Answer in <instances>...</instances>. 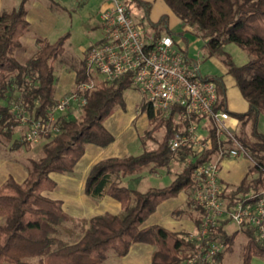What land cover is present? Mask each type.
<instances>
[{"label": "trees", "instance_id": "1", "mask_svg": "<svg viewBox=\"0 0 264 264\" xmlns=\"http://www.w3.org/2000/svg\"><path fill=\"white\" fill-rule=\"evenodd\" d=\"M28 1L17 0L13 8L0 11V155L23 162L28 169L24 181L10 176L0 185V264H102L111 252L118 258L127 254L134 242L155 246L152 264H221L224 252L238 233L226 229L227 219L211 229L212 235L227 243L226 248L212 258L192 262L189 258L198 242L189 238V231L172 230L159 223L143 225L162 201L184 190L188 193L186 202L172 213L189 216L195 221L196 230L200 228L204 209L193 205L194 170L212 155V150L198 152L191 146L173 149L170 138L187 120L177 118L173 112L165 115L150 105L144 95L138 108L148 113L150 124L139 136L141 151L102 158L93 164L86 178V193L95 200L111 195L121 203L119 212L77 218L64 209L61 199L43 193L57 184L52 171L74 172L87 144L106 146L115 140L104 120L117 108H126V94L136 87L132 73L112 80L98 79V73L88 70L84 56L76 68V81L78 85L93 81V85L74 89L86 97V102L75 113L58 111L53 121L58 129L42 137L41 154L26 153L32 143L26 139L30 121L22 123L19 113L26 114L29 120L49 121L58 103L56 61L69 37V32L55 40L37 36L36 52L19 61L14 50L21 44V35L29 30ZM128 1L144 8V20L151 27L146 29L154 39L167 32L177 40L174 34L184 38L186 32H191L204 40L210 56L222 58L226 72L247 99L248 108L243 112L229 110L223 76L207 74L218 87L215 107L229 110L238 119L236 134L249 146L254 162L238 184L225 183L220 195L227 207L247 197L253 200L263 195L264 130L260 123L264 120V0H164L179 18L180 31L170 28L167 13L157 20L149 18L151 1ZM126 6L135 18L127 2ZM229 42L241 45L250 58L241 64L236 62L225 48ZM184 51L188 58L187 44ZM19 125L26 127L21 134H17ZM160 131L162 135L158 137ZM153 141L155 146H150ZM188 157L192 158L190 163ZM175 161L179 162L180 171L170 183L145 189L132 184H138L143 173L158 172L161 166H167L170 173L177 171L172 167ZM242 231L247 235L243 264H251L254 256L264 257V241L250 224Z\"/></svg>", "mask_w": 264, "mask_h": 264}, {"label": "built area", "instance_id": "2", "mask_svg": "<svg viewBox=\"0 0 264 264\" xmlns=\"http://www.w3.org/2000/svg\"><path fill=\"white\" fill-rule=\"evenodd\" d=\"M104 35L88 47L85 61L89 71L112 80L132 73L133 85L147 101L165 115L172 112L187 123L170 138L173 149L191 146L198 152L212 150L211 158L195 167L194 203L204 209L200 228L189 233L197 240L192 262L197 258H212L223 251L227 243L212 235L211 229L221 221L235 222L240 228L252 225L264 241V194L250 200L238 201L227 207L220 193L225 183L220 179L222 162L227 157H247L249 146L236 134L237 126L231 123L233 115L225 108H216L218 87L216 81L207 78L197 62H188L184 46H179L170 34L154 39L143 30L128 12L123 0H110L100 14ZM91 83L83 82L76 87L84 89ZM86 97L72 89L58 98L49 121L41 118L29 120L19 113L22 123L29 122L26 139L39 141L43 136L58 129L54 123L58 111H77ZM15 109L18 106L15 105ZM23 111V110H22ZM204 121V122H203ZM192 161L191 157L187 162ZM254 160L252 159V163Z\"/></svg>", "mask_w": 264, "mask_h": 264}, {"label": "crops", "instance_id": "3", "mask_svg": "<svg viewBox=\"0 0 264 264\" xmlns=\"http://www.w3.org/2000/svg\"><path fill=\"white\" fill-rule=\"evenodd\" d=\"M149 1H151L154 6L155 1L158 2L161 0ZM78 2L79 0H29L26 13V18L29 21V30L21 35V44L15 48L14 56L21 62L32 56L38 48L37 36L48 37L52 40V37L57 31L62 19L56 4L62 5L66 10H69L73 4H77ZM16 3L17 0H0V11L2 9H11ZM109 3L110 0H100L99 10L101 11ZM166 13L169 15V26L171 29L174 30V26L177 23L181 26L179 18L173 11ZM159 18L152 20H157ZM163 34L170 33L163 32L162 35ZM174 35L178 36L177 33ZM102 36L94 39L92 44L100 40ZM176 39V42L179 45L181 42L178 38ZM184 47H186V45H184ZM187 56L188 62H195L189 54V46ZM76 75V69L72 66L63 64L60 67L55 93L57 99L76 87ZM204 75L206 76L207 74ZM141 99L142 93L137 88L129 89L126 94V108H117L104 120L105 126L115 135V140L106 146L97 145L95 143L87 144L85 153L75 165L74 172L52 171L50 174L57 184L53 189L44 190L43 193L52 198L61 199L63 201L64 209L77 218H89L92 215L104 213L106 211L112 213L119 212L121 210V203L111 195L106 194L100 200H95L92 196L86 193V178L91 167L98 160L109 156L125 155L134 151L135 145H138L139 143V136L145 132L150 124L148 113L146 111H141L138 108ZM231 123L237 126L238 119L233 116ZM19 126L24 127L23 125ZM261 129L264 130V125ZM175 162L177 163L178 169H180L179 162ZM251 164L252 159L250 157H227L222 162L220 179L224 183L238 184L249 171ZM152 174L155 176L162 175L159 171ZM27 175L28 169L23 162L0 155V185L10 176H13L17 181L22 182ZM151 177V173H143L139 177L138 184L147 182ZM126 181L129 182V177L126 178ZM187 198L188 193L182 190L176 196L165 199L144 221L143 225L159 223L172 230L185 229L189 232H194L196 230V224L192 218L184 215L174 216L172 213L174 209L182 206ZM229 222L230 221H227L225 224L227 230ZM235 230H238L239 232V228ZM240 230H242V228H240ZM228 231L233 232L230 230ZM154 250L155 246L151 243L134 242L127 254L120 257L119 264H152V254Z\"/></svg>", "mask_w": 264, "mask_h": 264}, {"label": "rangeland", "instance_id": "4", "mask_svg": "<svg viewBox=\"0 0 264 264\" xmlns=\"http://www.w3.org/2000/svg\"><path fill=\"white\" fill-rule=\"evenodd\" d=\"M124 3L129 5L131 12L136 16L137 22L143 20L141 23L143 30L151 29L149 21L144 20V8L140 7L135 1L129 2L128 0H123ZM152 3V2H151ZM152 3V9L149 12L150 19L159 18L166 12H172V9L166 2L158 1ZM100 0H79L77 4H73L69 10H66L62 5L56 4L57 9L61 15V22L57 28V31L52 37V40L69 32V37L65 41V50L61 53L56 61L57 69L59 71L63 64L72 66L73 68H78L81 66L83 61V56H85V50L88 46L92 44L94 39L104 35L105 29L102 23L99 10ZM141 22V21H140ZM144 23V24H143ZM146 26L148 29H146ZM174 30H182L181 26L177 23L174 26ZM149 31V30H148ZM180 40L181 46L188 44L190 56L200 65L201 71L204 74H217L222 75L225 88H226V104L229 110L234 112H243L248 108V101L242 94L239 87L235 84L233 77L226 72V65L224 64L221 57L213 55L210 56L204 47V40L195 36L191 32H186L184 38L178 35L176 36ZM234 57L235 61L238 63H244L249 58L250 55L241 45L235 42H229L225 46ZM98 79L103 78L101 74L97 76ZM76 112V111H75ZM74 112V113H75ZM204 122V121H203ZM264 125V120L260 123V127ZM26 127H17V134H21L22 130ZM24 131V130H23ZM162 131L157 133L158 137H161ZM42 142L43 138L39 141L32 142L29 146V150L26 153H30L31 156H38L42 152ZM138 145L134 147V153L140 152L142 146L138 139ZM151 144V142H150ZM155 141L152 142L150 146H155ZM24 152V150H22ZM2 152V151H1ZM173 169H177V163L172 165ZM161 176H155L154 172L151 173L152 177L147 182L142 184L132 183L140 189H145L151 185H165L170 183L176 176L180 169L170 173L167 166H161L158 168ZM228 230L233 231L239 228V232L233 242L224 252L221 264H243V245L247 240V235L244 231L240 230V227L235 223L230 221L227 225ZM115 260V263H114ZM119 264L120 258L116 257L113 252L110 253L109 257L102 264ZM252 264H264V257L255 256L253 258Z\"/></svg>", "mask_w": 264, "mask_h": 264}]
</instances>
